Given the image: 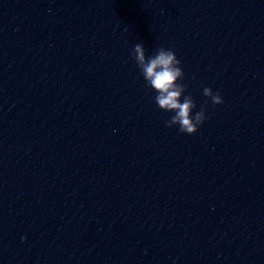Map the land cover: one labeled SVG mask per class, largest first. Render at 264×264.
<instances>
[{"label": "clouds", "instance_id": "clouds-1", "mask_svg": "<svg viewBox=\"0 0 264 264\" xmlns=\"http://www.w3.org/2000/svg\"><path fill=\"white\" fill-rule=\"evenodd\" d=\"M132 56L147 86L157 93L155 102L159 108L175 113L166 122V126L178 125L181 133L195 134L206 118L205 112L201 109L193 117L196 104L190 95H184L186 86L179 82L184 72L175 53L160 47L154 55L146 56L143 44L137 43L132 49ZM203 95L210 97L213 105L223 103L220 94L213 93L211 88H204Z\"/></svg>", "mask_w": 264, "mask_h": 264}]
</instances>
